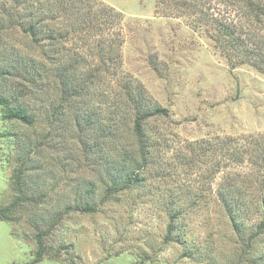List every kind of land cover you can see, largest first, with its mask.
Here are the masks:
<instances>
[{"label": "rangeland", "instance_id": "374dc122", "mask_svg": "<svg viewBox=\"0 0 264 264\" xmlns=\"http://www.w3.org/2000/svg\"><path fill=\"white\" fill-rule=\"evenodd\" d=\"M74 1L0 0V91L34 117L31 125L10 120L0 106V206L13 201L18 168L30 172L24 195L37 200L16 222L0 221V264H264V236L255 230L264 197V73L232 68L196 15L166 14L158 0H84L89 23L63 9ZM101 42L112 45L114 64L101 62ZM66 62L79 65L80 80L95 74L83 108L106 126L127 82L166 110L145 124L148 160L138 184L109 192L121 149L79 145L76 112L57 81ZM125 119L116 125L118 147L134 156ZM97 134L94 125L87 135L93 142ZM79 198L95 211L83 212ZM55 221L35 261L36 229Z\"/></svg>", "mask_w": 264, "mask_h": 264}, {"label": "trees", "instance_id": "16d2710c", "mask_svg": "<svg viewBox=\"0 0 264 264\" xmlns=\"http://www.w3.org/2000/svg\"><path fill=\"white\" fill-rule=\"evenodd\" d=\"M83 1L75 0L70 4V8L63 7V9L65 11H80V22L89 23L88 17H91L92 11L88 10V6H85L86 2ZM158 3L162 9L166 10L164 12L166 14H168V11H175L181 15H196L197 21L207 27L205 29L207 36L213 41L215 49L228 60L232 68L247 64L264 73V0H158ZM106 14L108 16L114 15L110 10L104 12V15ZM39 23L30 24L28 32L32 36H36L37 24ZM100 46L107 50L101 62L108 65L114 64L116 53L113 51L112 45H104L101 42ZM78 66L77 63L70 64L66 62L65 65L57 68V81L61 86L62 95L60 99L65 103L68 110H75L76 112L73 113L72 122L75 126L74 131L78 135V143L82 148L88 150L101 149L109 141L112 148L121 149L114 158L117 167L114 166L115 172L112 174L114 185L109 189V192L117 191L120 188L125 190L139 183L141 173L147 165L149 139L145 132V124L156 114H165L166 110L154 103L145 94L142 86L138 84L134 86L127 82L116 93L117 103L114 108L116 112H113L114 124L113 126L111 124L106 126L104 119L103 121L101 119L94 120L89 114L85 115L83 92L86 91V86L94 81L95 74L92 77V74H90L86 79L80 80L76 75ZM29 77L34 79L35 76L30 73ZM9 98L8 95L0 91V106L4 109L6 117L26 125L33 124V115L28 114L25 107L11 102ZM67 109L66 111H68ZM57 111L59 109L55 110V112ZM126 116H129V119L123 121L127 123L124 125L131 123L129 134L133 146H136L134 156L127 155L124 147H118L117 134L119 128L116 125L120 123L122 117ZM94 125L97 127L98 134L96 139L91 142L87 134ZM261 169H264V166ZM28 175L21 168L15 171L13 181L14 198L12 203L0 206V221L16 222L19 218L15 216V213L23 211L26 204L37 203L33 196L24 195ZM78 203L83 212L95 211V208L82 198H79ZM259 205L261 215L255 230L256 236L262 237L264 236V197L260 199ZM229 213L228 216L232 226L236 227L235 230H241L243 223L232 211ZM172 217L171 219H174L175 216ZM55 223L56 221L49 225L46 230L36 229V236L34 237L37 246L35 261H39L46 253L47 248L44 240L51 233ZM167 232L166 239L169 240L171 226L167 227Z\"/></svg>", "mask_w": 264, "mask_h": 264}]
</instances>
